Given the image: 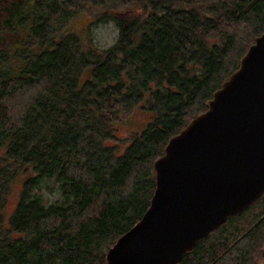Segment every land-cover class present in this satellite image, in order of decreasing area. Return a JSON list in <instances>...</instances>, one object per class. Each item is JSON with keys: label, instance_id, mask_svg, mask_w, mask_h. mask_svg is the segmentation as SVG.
I'll return each mask as SVG.
<instances>
[{"label": "trees", "instance_id": "obj_1", "mask_svg": "<svg viewBox=\"0 0 264 264\" xmlns=\"http://www.w3.org/2000/svg\"><path fill=\"white\" fill-rule=\"evenodd\" d=\"M80 16L115 40L82 46ZM263 33L264 0H0V264H107L169 139ZM263 262L264 194L179 264Z\"/></svg>", "mask_w": 264, "mask_h": 264}, {"label": "water", "instance_id": "obj_2", "mask_svg": "<svg viewBox=\"0 0 264 264\" xmlns=\"http://www.w3.org/2000/svg\"><path fill=\"white\" fill-rule=\"evenodd\" d=\"M254 40L207 110L169 139L150 206L107 264H179L264 194V33Z\"/></svg>", "mask_w": 264, "mask_h": 264}, {"label": "rangeland", "instance_id": "obj_3", "mask_svg": "<svg viewBox=\"0 0 264 264\" xmlns=\"http://www.w3.org/2000/svg\"><path fill=\"white\" fill-rule=\"evenodd\" d=\"M74 34L78 37L80 44L84 47H106L109 46L116 38L117 31L113 24L100 23L95 25L93 19L80 16L70 26ZM89 77V72H85L83 79ZM141 116L135 113L129 124L134 121H138ZM132 126V125H131ZM133 129L130 127L120 128L118 134L120 137H125ZM24 182L23 177L20 175L14 180L11 190L8 196L7 212L10 213L15 206V203L20 194L22 184ZM264 264V262L262 263Z\"/></svg>", "mask_w": 264, "mask_h": 264}]
</instances>
